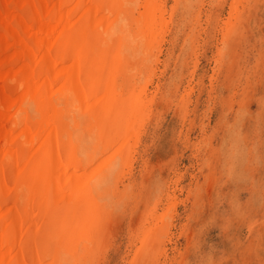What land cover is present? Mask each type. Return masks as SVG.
Instances as JSON below:
<instances>
[{
	"label": "bare ground",
	"instance_id": "obj_1",
	"mask_svg": "<svg viewBox=\"0 0 264 264\" xmlns=\"http://www.w3.org/2000/svg\"><path fill=\"white\" fill-rule=\"evenodd\" d=\"M191 1L182 0L181 14L198 24L202 9L189 10ZM246 1L233 3L217 32L237 28ZM163 8L151 0H0V264L94 262L92 233L101 211L110 213L98 208L118 197L112 186L125 175L114 166L132 164L128 143L148 115L142 97L160 62ZM163 220L148 234L153 250L167 234Z\"/></svg>",
	"mask_w": 264,
	"mask_h": 264
},
{
	"label": "rangeland",
	"instance_id": "obj_2",
	"mask_svg": "<svg viewBox=\"0 0 264 264\" xmlns=\"http://www.w3.org/2000/svg\"><path fill=\"white\" fill-rule=\"evenodd\" d=\"M151 1L164 3L168 25L152 80L144 73L148 115L128 143L134 161L114 166L125 175L111 190L119 209L107 196L98 208L110 213L92 233L94 262L77 264H264V0L238 8L226 36L217 31L237 0H190L189 10L202 9L198 24L181 14L182 0ZM151 213L156 224L144 219ZM160 219L167 234L153 250Z\"/></svg>",
	"mask_w": 264,
	"mask_h": 264
}]
</instances>
